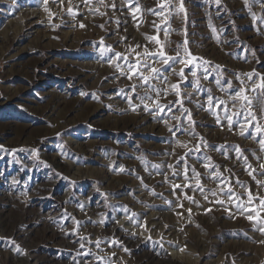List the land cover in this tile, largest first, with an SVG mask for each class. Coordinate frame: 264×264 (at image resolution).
Listing matches in <instances>:
<instances>
[{"label":"rangeland","instance_id":"1","mask_svg":"<svg viewBox=\"0 0 264 264\" xmlns=\"http://www.w3.org/2000/svg\"><path fill=\"white\" fill-rule=\"evenodd\" d=\"M182 3L0 0V264H264V223L226 194L264 197V90H251L264 82V0ZM145 47L198 59L149 60L161 72L141 87L115 53L135 63ZM240 87L257 118L244 135L243 115L229 128L223 105L219 124L208 110L210 94L243 111L230 99Z\"/></svg>","mask_w":264,"mask_h":264},{"label":"snow or ice","instance_id":"2","mask_svg":"<svg viewBox=\"0 0 264 264\" xmlns=\"http://www.w3.org/2000/svg\"><path fill=\"white\" fill-rule=\"evenodd\" d=\"M102 2V0H101ZM48 0H44V4L45 6L47 5ZM114 6V5H113ZM47 10V8H46ZM181 12L185 11L184 7H183V3L181 0V4H180V9ZM69 13L72 12V9L69 8ZM156 15H160L159 12L156 13ZM83 27V25H81ZM148 40L150 41H155L156 44H159L160 41L154 37V36H148L147 37ZM139 47V46H137ZM133 52H135V50H132ZM186 57L189 58H185V59H181L179 57V53H177L176 56H168L165 54V52L163 50H160L158 52H150L149 49L147 47L144 48L143 52H135V55L137 57L135 63H133L132 61H130L128 59L127 56H123L122 54L119 52L115 53V56L117 58V60H120L121 58H123V60L125 61L124 65L122 66L120 63H116L115 67L120 71L121 75H126L128 77V79L132 80L134 77L137 80L142 81V84L140 85L141 87L143 86V84H149V82L152 79H156L159 77L161 69L157 68V67H152L151 64L148 63L149 60L155 59L157 57H159L160 62L162 63V65H168L169 61H175L177 59H180V62L182 64H186V65H190L193 64L194 61H196L198 58L191 56V53L189 52V50L187 48L184 49ZM200 60H202L203 58H199ZM111 62V61H110ZM204 64H207V61L203 62ZM148 72V74L146 75L145 72ZM181 76L183 78V70H181ZM193 75L195 76V73H193ZM248 79H251L252 76L254 75V73H248L246 74ZM259 75V74H256ZM205 78H207V76H205ZM261 81H264V77H261ZM220 81L217 80V84H219ZM244 81H241V84H243ZM229 85L231 86L230 82ZM137 85L133 84L131 85L132 91L135 92ZM197 87H199V84L197 83ZM171 88L175 91L176 95L179 97L181 95L180 91H179V86L177 84H172ZM252 91H257V90H264V82L259 83V84H254L252 89ZM123 91V90H122ZM248 91V89H246L245 87H240L238 90H235V95L230 97V99L232 100L233 103V108H235V106L237 105V103H239V107L241 110L243 111H230V109L228 108L227 102L224 100H221L219 98L213 97L212 95L209 94L208 97V104H209V111L213 112V115H216L217 117V123H220V117L219 115L215 112V110L212 107L213 102L215 101L216 106L219 107L220 105H223L224 108V112H225V116L224 119L227 120L228 122V126L229 128H231L233 126V117H240L243 115V119H244V123L240 124V128H241V135H244L245 132L248 130L249 127L252 126V122L256 121V115L251 112L249 109L251 107V103L252 100L251 98L246 94ZM210 93V90H209ZM165 94H166V90H165ZM148 93L145 92L144 96L139 97V99L141 101H143L145 99V97H147ZM157 96H159V92H157ZM130 99V98H129ZM175 103L180 104L181 108H182V101L181 100H177L175 101ZM144 109L146 111H151L152 108H150V106L148 104H144ZM137 106H133V110H135ZM152 107H154L155 109L158 110H163L165 107H167L168 111L170 112L171 109V105H161L159 103V100H155L153 101ZM184 113H187V118L189 120L190 124H194L195 122L192 120L191 118V113L189 112V110L187 109H183ZM174 119L179 120L180 117H174ZM255 133L257 135H261L264 136V126H262L261 124H259L258 122L255 124ZM260 146L262 149H264V138L260 139L259 141ZM183 146V145H182ZM205 146H206V142H205ZM223 147V146H221ZM191 151V150H190ZM196 151H199V146L196 147ZM236 152L237 155L240 156L242 155V150L239 149V147L236 148ZM210 159V158H208ZM245 163H247V158L245 157ZM210 165H205V167H209ZM153 167H158L156 165H153ZM169 167H171V165H169ZM249 167H251L249 165ZM260 169H264V164L260 165ZM256 171L255 169H253L252 171L249 172V175H252V173ZM193 173L196 176V187L199 188V190L203 193L204 188L203 186L200 184L199 181V173H195V169H193ZM261 175H264V171L261 172ZM220 174L214 173L213 174V178H219ZM185 178L187 179V174L185 173ZM255 179V177H253ZM238 184L241 185L242 188L246 187L242 182L237 181ZM257 183L260 185V187H264V181H257ZM174 188L180 187V185H173ZM185 187H188V185H185ZM221 192H224L225 190L223 188L220 189ZM226 194L229 196V202L230 203H235V207L237 208V210L241 213V214H247V219L249 221H254L256 224H261L264 223V218H261L259 216V211H264V197H260V196H254L252 194V192L249 190L247 191V205L245 204V202L243 200H241L240 195L236 194L232 188H228ZM213 196H216L217 193L216 191L212 192ZM233 197H235V200L233 201ZM189 200H193L192 197H186ZM205 199H207V196L204 197ZM259 199V209L257 208H249V205H252L253 200ZM193 202H195L193 200ZM215 203H219V204H223L224 201L223 200H216ZM181 207H183V205H180ZM207 211H211V209H206ZM251 211H255L257 214L256 216H253L250 214ZM188 213L189 215L191 214V209H188ZM179 214V213H178ZM259 231L264 232V227H260ZM261 243H264V241H261ZM99 245V241H97V246ZM125 251H127V249H125ZM98 259H103V257H99Z\"/></svg>","mask_w":264,"mask_h":264},{"label":"bare ground","instance_id":"3","mask_svg":"<svg viewBox=\"0 0 264 264\" xmlns=\"http://www.w3.org/2000/svg\"><path fill=\"white\" fill-rule=\"evenodd\" d=\"M184 256H182L181 258H179V260H181V261H184V262H188L189 263V261H190V259H188V257L187 258H183ZM150 258V257H149ZM148 259V258H147ZM150 260V259H149ZM148 260V261H149ZM178 260V259H177ZM179 260H178V262H179ZM19 261V260H18ZM22 261H24V260H22ZM147 261V260H146ZM144 264H147V262H144ZM153 264H178L177 262H176V260H174V261H171V260H169V261H167L166 263L164 262H162V260L159 262L158 260L156 261V260H153Z\"/></svg>","mask_w":264,"mask_h":264}]
</instances>
